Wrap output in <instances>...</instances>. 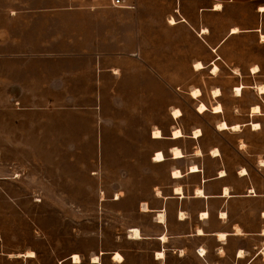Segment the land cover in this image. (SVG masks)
<instances>
[{
    "label": "crops",
    "instance_id": "1",
    "mask_svg": "<svg viewBox=\"0 0 264 264\" xmlns=\"http://www.w3.org/2000/svg\"><path fill=\"white\" fill-rule=\"evenodd\" d=\"M246 4L263 5L264 0H124L125 6L117 11L96 6L41 9L39 26L43 24L47 33L39 35V49L16 54L11 52L10 28L0 27V60L4 64L0 83L7 91H18H14L15 98L39 100L43 147L83 145L77 141H90L92 136L96 145L102 144L107 129L102 101L123 97V84L131 83V92L138 98H153L156 82L174 88L176 99L169 105L168 129L156 126L163 132L161 138L153 136L156 128L150 131L149 162L162 173L135 208L132 222L136 223L111 247L88 259L68 249L54 264H264V93L252 95L250 100L242 81V72L250 65L233 66L232 61L230 66L227 59V52L236 49L237 39L260 37L264 12L258 10L259 5L253 8V16L261 20L251 24L235 18L221 28L214 21ZM0 18L11 19L12 10L0 11ZM234 27L240 31L233 32ZM13 55L19 57L17 62L10 61ZM197 61L204 67L197 68ZM12 63L14 75L6 76L5 68ZM225 65L238 69L229 75L235 81L229 95L219 86L208 88L220 81ZM109 76L114 86L109 84ZM239 86L243 87L241 94L235 91ZM218 88L221 94L215 96ZM195 89L201 94L194 97ZM83 99L94 102L81 109L64 102ZM201 103L207 106L204 112L198 111ZM219 104L222 110L218 113L213 108ZM255 106H260L259 112ZM175 108L182 112L179 117L173 115ZM189 108L197 116L212 115L215 121L190 123ZM233 110L237 118L232 116ZM85 113L91 117L86 134L75 130L81 121L78 117ZM222 121L240 127L219 128ZM256 122L260 123L257 130ZM177 128L182 135L174 136ZM173 147L182 155L176 156ZM158 151L163 152L164 160H155ZM174 170L180 175L173 174ZM122 199L115 198L119 208ZM143 202L148 203V210L142 209ZM134 227L140 229L141 238L130 237ZM26 251L5 252L3 264L12 258L35 259L41 264L37 250L33 257L18 256ZM75 253L80 254L81 262L74 261ZM116 253L123 260H115ZM98 254L100 261L93 262Z\"/></svg>",
    "mask_w": 264,
    "mask_h": 264
},
{
    "label": "rangeland",
    "instance_id": "2",
    "mask_svg": "<svg viewBox=\"0 0 264 264\" xmlns=\"http://www.w3.org/2000/svg\"><path fill=\"white\" fill-rule=\"evenodd\" d=\"M257 5L261 4L243 5L214 21L221 28H226L235 18L245 24L258 22L261 18L253 16L252 10ZM64 6L79 9L96 6V9L105 11L122 9L112 0H0V11L12 10L11 19L0 18V27L6 25L10 28L11 52L38 50L39 35L47 33L42 29L43 24L39 26V10ZM111 18L114 21L115 15L112 14ZM262 19L264 22V17ZM261 35L239 38L235 42L236 49L227 52L230 66L232 61L233 66L240 63L250 65L242 72L244 91L250 100H253L252 95L259 96V88L264 87V41ZM18 60L19 57L13 55L10 61ZM2 64L0 60V72L4 70ZM12 65L5 68L6 76L14 75L15 64ZM225 67L220 81L208 84V88L216 85L229 95L235 89L233 76L229 75L238 69ZM254 67L259 68L257 73H252ZM15 76L19 77L18 74ZM112 80L109 76L108 82L114 86ZM121 89L123 97H109L102 101L101 111L107 118L102 144L96 145L92 136L93 140L77 141L83 145L43 147L39 141L42 138L39 120L43 117L39 115V100L15 98L18 91H7L0 83L1 264L3 257H7L5 252L25 250L18 256L33 257V250H37L41 264H54L68 249H75L88 259L92 253L111 247L136 223L132 222L136 216L135 208L162 173L155 171L149 162L153 145L150 131L156 126L168 129V109L176 97L174 88L158 82L153 88V98H138L136 92L133 95L131 83L123 84ZM64 102L81 109L94 100ZM237 115L233 110L232 116L237 118ZM78 119L81 121L75 130L88 133L89 114L80 115ZM187 121L214 122L215 118L209 114L197 116L189 108ZM120 196L123 198L119 201L121 208L115 200ZM137 259L145 263L141 257ZM6 262L38 264L35 259L24 258H12Z\"/></svg>",
    "mask_w": 264,
    "mask_h": 264
},
{
    "label": "bare ground",
    "instance_id": "3",
    "mask_svg": "<svg viewBox=\"0 0 264 264\" xmlns=\"http://www.w3.org/2000/svg\"><path fill=\"white\" fill-rule=\"evenodd\" d=\"M217 6V8H220L221 7V3L219 4V5H216ZM215 6V7H216ZM258 10L260 11V12H264V4L263 5H259V7H258ZM171 22L172 23H175L176 24V21H175V19L174 18H172L171 19ZM205 29V31H206V29L207 28H204ZM203 29V30H204ZM208 30V29H207ZM239 30V28L238 27H234V28H232V31L233 32H237ZM240 31V30H239ZM262 36V40L264 41V34H262L261 35ZM197 68H203L204 67V65H203V63L202 62H198L197 61V63H196V65H195ZM254 69V73H256V72H258L259 71V68L258 67H254L253 68ZM219 70V68H218V66H215V68H214V71L217 73V71ZM213 71V72H214ZM242 89H243V87H236V92L238 93V94H241L242 93ZM260 89V92L261 93H264V87H260L259 88ZM214 95L215 96H218V95H220L221 94V90L218 88V89H216V90H214ZM199 94H201V90L200 89H195V90H192V95L195 97V96H198ZM207 109V106L204 104V103H201L200 105H199V107H198V111L199 112H204L205 110ZM214 111L215 112H220L221 110H222V106L219 104V105H216V106H214ZM254 110L255 111H257V112H259L260 111V106H255L254 107ZM174 112H173V115L175 116V117H179L181 114H182V112H181V110H179V109H176L175 108V110H173ZM239 124V123H238ZM237 123L235 124V125H232V126H229L228 124H227V122H225V121H222V122H220L218 125H219V128H222V129H224V128H232L233 130H237L239 127H240V125H238ZM253 126H254V129H256V128H259L260 127V123H258V122H256V123H254L253 124ZM232 129H230V130H232ZM221 130V129H220ZM257 130V129H256ZM198 132L199 131H194V133H196V134H198ZM200 132H201V130H200ZM199 132V133H200ZM174 136H180V135H182V131L180 130V129H178L177 128V130H175L174 132ZM153 136L155 137V138H161L162 136H163V132L161 131V129H159L158 127L156 128V129H154V131H153ZM176 147V146H175ZM175 147H173V149H174V153H175V155L176 156H181L182 155V151L180 150V149H178V148H175ZM172 150V149H171ZM199 150V149H198ZM174 155V156H175ZM156 157H155V160H157V161H159V160H164V154H163V152H159L158 151V153L156 152V155H155ZM166 158V157H165ZM197 166V165H196ZM196 166H193L192 167V169L193 170H196L197 169V167ZM244 170V169H243ZM175 172L173 173V174H175V175H180V171H176V170H174ZM226 175V174H225ZM182 190V189H181ZM182 192V191H181ZM225 192H227V191H225ZM150 208V207H149ZM142 209L143 210H148V203H146V202H143L142 203ZM160 214V213H159ZM206 214V213H205ZM204 214V215H205ZM207 216V215H206ZM160 219V218H159ZM164 219V218H163ZM239 228V227H238ZM131 231H133L132 233H131V235H130V237L131 238H141L142 237V235H141V232H140V229L139 228H132L131 229ZM239 232V231H238ZM224 234V233H223ZM226 235V234H225ZM221 236H224V235H221ZM221 236H219V237H221ZM222 238V237H221ZM165 239V238H164ZM161 252V251H160ZM29 253H34L33 251H29ZM241 254H244V253H241ZM114 255V254H113ZM159 256H162L163 257V253H159ZM73 258H74V261L75 262H81V256H80V254H78V253H75V254H73ZM114 259L115 260H117V261H121V260H123V256L120 254V253H116L115 254V256H114ZM100 261V257H99V255H94L93 256V262H99Z\"/></svg>",
    "mask_w": 264,
    "mask_h": 264
},
{
    "label": "built area",
    "instance_id": "4",
    "mask_svg": "<svg viewBox=\"0 0 264 264\" xmlns=\"http://www.w3.org/2000/svg\"><path fill=\"white\" fill-rule=\"evenodd\" d=\"M112 2L115 6H120V7L125 6L124 0H112Z\"/></svg>",
    "mask_w": 264,
    "mask_h": 264
}]
</instances>
